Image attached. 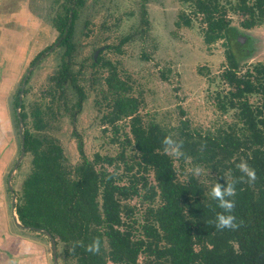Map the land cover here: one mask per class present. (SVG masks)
I'll return each mask as SVG.
<instances>
[{"label":"trees","instance_id":"obj_1","mask_svg":"<svg viewBox=\"0 0 264 264\" xmlns=\"http://www.w3.org/2000/svg\"><path fill=\"white\" fill-rule=\"evenodd\" d=\"M149 1L140 0L146 26L150 23ZM181 1L191 7L184 24L192 26L193 20L198 19L207 45L226 40L227 64L220 76L228 89L222 98L219 95L217 105L223 112L232 109L234 120L221 128L201 131L184 119L175 131H170L157 122L143 124L141 116L136 114L133 98L125 94L124 82L116 73L107 75L105 87L100 90L114 114L110 122L131 117L135 147L141 152L145 171L151 170L155 177L156 185L152 186L149 198L159 196L162 203L153 214L154 222L145 229L148 237L165 244L159 247L156 243L153 254L156 259L151 264H264V63L257 62L240 72L247 49L239 47L241 37L231 15H240V24L246 29L264 25V0ZM85 2L67 0L53 21L59 32L54 44L64 51L62 63L51 81L60 96L67 95L68 86L75 91L73 110L68 109L72 121L88 98L79 72L73 67L76 21ZM180 17L183 19V14ZM46 51L37 55L34 65ZM99 63V59L94 61V67ZM95 82L96 78L92 83ZM26 92L19 89L14 99L16 122L23 126L21 146L32 155V166L15 206L19 220L33 230L48 231L58 245L66 244V252L76 260L75 264H140L139 256L146 241L133 237L126 216L133 214L127 201L140 193V180L147 187L144 176L134 175L133 183L119 182L113 171L100 166L101 160L113 164L114 157L97 153L90 159L83 135L76 128L72 133L81 160L71 165L56 138L29 127L31 114L21 97ZM252 95H258L256 104L251 101ZM96 103L99 108L101 102L97 99ZM33 116L32 127L42 130L47 126L42 114L34 112ZM168 135L182 140L183 151L191 157L180 159L188 160L192 167L199 165L210 170V179L188 173L187 179L179 180L173 158L163 151L162 140ZM241 159L255 169L257 178L251 184L247 177L236 183L234 215L240 227L220 231L209 222L223 210L209 192L215 182L239 181L242 173L236 165ZM95 237L102 239L100 255H92L80 247L70 252L73 241H83L86 245Z\"/></svg>","mask_w":264,"mask_h":264},{"label":"rangeland","instance_id":"obj_2","mask_svg":"<svg viewBox=\"0 0 264 264\" xmlns=\"http://www.w3.org/2000/svg\"><path fill=\"white\" fill-rule=\"evenodd\" d=\"M66 3L67 0L26 1V8L30 7L35 15L29 20L27 13L25 17L29 22L24 20L27 23V37L32 36L29 47L32 58L31 62L27 60L18 74L12 95L15 99L19 89L27 90L21 97L25 109L31 114L29 127L32 131L56 138L71 165L81 160L77 139L72 133L76 128L83 135L85 150L90 159H94L97 153L102 157H114L113 164L101 160L100 166L113 171L119 182L133 183L134 175L144 176L147 187L144 188L141 184L143 180H140V193L127 201L133 214L131 217L126 216V220L133 237L146 241L139 256L140 264H151L156 259L153 255L156 243L159 247L165 244L154 237H148L145 229L146 225L154 222L153 214L162 203L159 196L149 198L152 186L156 185L155 177L151 170L145 171L141 152L135 147L131 117H121L110 122L114 114L100 90L105 87L107 75L116 73L124 82L125 94L133 98L136 114L141 116L143 124L157 122L163 128L175 131L181 121L186 119L193 128L201 131L221 128L234 120L232 109L223 112L217 105L219 95L222 98L228 89L220 76L227 64L226 40L207 45L198 19L193 20L192 26L185 25L184 19L191 14L188 2L149 1L147 8L150 23L146 26L140 0H86L76 21L73 67L79 72L80 83L86 87L88 98L72 121L68 109L73 110L77 99L75 91L68 86L67 95L60 96L61 93L51 81L52 75L62 63L64 51L54 44L59 32L53 21ZM180 14H183V19ZM231 15L232 24L240 33L239 47L247 49V56L242 59L239 68L240 72H244L252 64L264 63V25L246 29L240 24V15ZM17 28L22 31L19 24ZM26 41L23 39V42ZM53 44V48L48 49ZM44 50L47 51L34 65L35 58ZM98 59L100 63L94 67L93 62ZM17 60L20 61L19 56ZM2 69L3 66L0 68L1 74ZM95 78L94 85L92 82ZM250 98L254 104L258 102V95ZM97 99L101 102L99 108ZM34 112L42 114L47 121L44 129L32 127ZM16 130L17 159L20 161L15 171L13 189L18 197L23 180L31 169L32 155L24 153L21 157L23 126L18 123ZM173 160L179 180L184 181L192 165L188 160ZM200 178L208 180L210 176L203 175ZM67 249L66 244H57L58 264H75L76 260L66 252Z\"/></svg>","mask_w":264,"mask_h":264},{"label":"crops","instance_id":"obj_3","mask_svg":"<svg viewBox=\"0 0 264 264\" xmlns=\"http://www.w3.org/2000/svg\"><path fill=\"white\" fill-rule=\"evenodd\" d=\"M26 1L0 0V68L3 66L0 73V264H7L12 257L22 264H56L50 237L23 225L15 207L17 193L13 185L20 159H17V122L12 93L18 74L32 58L29 51L32 36L29 32L30 37H27L25 15L29 14V20L35 16L30 7L26 8ZM18 24L22 31L17 28ZM26 248L28 255L24 254Z\"/></svg>","mask_w":264,"mask_h":264},{"label":"clouds","instance_id":"obj_4","mask_svg":"<svg viewBox=\"0 0 264 264\" xmlns=\"http://www.w3.org/2000/svg\"><path fill=\"white\" fill-rule=\"evenodd\" d=\"M163 151L165 154L170 157L180 159H191L187 157L186 153L183 151V141L173 138V135L165 136L162 140ZM239 171L242 173V176L239 178V181L233 180L232 182H225L221 184L215 182L209 192L210 197L218 202V207L222 209V212L216 214L215 220L210 221L217 230H236L240 227V224L237 223V218L234 215V210L236 207L235 197L237 195L236 183L244 181V178L247 177L248 183H254L256 180V171L251 168L246 160L241 159L240 162L236 165ZM188 172L196 178H199L203 175L210 176V170H205L203 167L196 165L190 169ZM84 248V250L92 255H100L102 249V239L100 237H95L92 241L85 245L83 241H73L71 244L70 252H75L76 248ZM29 250L25 249V255H28ZM7 264H22V261L18 260L16 257L8 259Z\"/></svg>","mask_w":264,"mask_h":264},{"label":"water","instance_id":"obj_5","mask_svg":"<svg viewBox=\"0 0 264 264\" xmlns=\"http://www.w3.org/2000/svg\"><path fill=\"white\" fill-rule=\"evenodd\" d=\"M24 153H25V151L23 150V153H22L21 157H23ZM38 230L46 233L50 237V239L52 241V245H53V252H54L55 262H56V264H58L57 243H56L55 238L52 237L50 235V233L48 231H46V230H42V229H38Z\"/></svg>","mask_w":264,"mask_h":264},{"label":"built area","instance_id":"obj_6","mask_svg":"<svg viewBox=\"0 0 264 264\" xmlns=\"http://www.w3.org/2000/svg\"><path fill=\"white\" fill-rule=\"evenodd\" d=\"M15 200H17V199H15Z\"/></svg>","mask_w":264,"mask_h":264}]
</instances>
